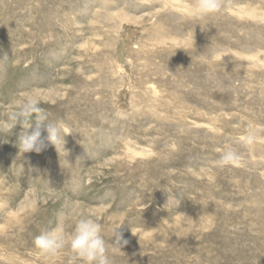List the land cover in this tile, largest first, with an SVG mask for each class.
I'll list each match as a JSON object with an SVG mask.
<instances>
[{
	"label": "rangeland",
	"instance_id": "rangeland-1",
	"mask_svg": "<svg viewBox=\"0 0 264 264\" xmlns=\"http://www.w3.org/2000/svg\"><path fill=\"white\" fill-rule=\"evenodd\" d=\"M195 2L0 0V264H83L34 245L61 214L100 223L111 264H264V0ZM27 94L64 144L19 151Z\"/></svg>",
	"mask_w": 264,
	"mask_h": 264
},
{
	"label": "clouds",
	"instance_id": "clouds-1",
	"mask_svg": "<svg viewBox=\"0 0 264 264\" xmlns=\"http://www.w3.org/2000/svg\"><path fill=\"white\" fill-rule=\"evenodd\" d=\"M221 8V0H196L194 7L190 11L193 17H205L217 12ZM41 96L39 94H27L16 104L15 109L9 113L8 121L4 123L5 128L20 126L19 131H15L16 145L19 151L37 153L46 146V141L58 145L64 141L65 134H68L62 121H49L45 110L40 107ZM30 124L26 129L22 125ZM46 132V136L42 133ZM239 142L247 147H251L257 140L255 132L249 127L245 134L238 138ZM241 162L240 153L229 146L220 151L217 165L219 167L238 166ZM65 216H58L55 227L42 232L34 239L35 247L46 256L56 255L63 248L70 247L75 257L83 261V264H111L108 255V246L102 236L101 224L90 216H81L70 235H65ZM116 228L112 238L115 237L111 245L121 249V246L128 244V240L123 239ZM111 238V240H112Z\"/></svg>",
	"mask_w": 264,
	"mask_h": 264
}]
</instances>
